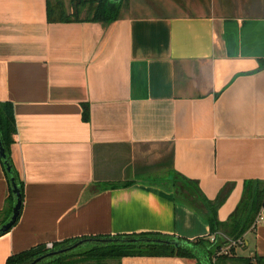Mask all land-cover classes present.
I'll use <instances>...</instances> for the list:
<instances>
[{
  "label": "crops",
  "instance_id": "1",
  "mask_svg": "<svg viewBox=\"0 0 264 264\" xmlns=\"http://www.w3.org/2000/svg\"><path fill=\"white\" fill-rule=\"evenodd\" d=\"M231 1L251 4L235 14H125L105 26L50 24L48 0H0V102L14 105L12 158L24 183L0 264L87 237L212 240L204 215L177 200L175 175L211 201L227 193L221 223L247 181L264 182V0ZM9 195L0 159V213ZM244 241L245 254L212 264H264V209Z\"/></svg>",
  "mask_w": 264,
  "mask_h": 264
},
{
  "label": "trees",
  "instance_id": "2",
  "mask_svg": "<svg viewBox=\"0 0 264 264\" xmlns=\"http://www.w3.org/2000/svg\"><path fill=\"white\" fill-rule=\"evenodd\" d=\"M70 3L71 8L68 9L61 0L54 2L48 0V22L50 24L90 22L106 26L121 18L123 0L120 3H114L113 0H70ZM83 14L84 17H82ZM83 119L85 121L90 120L88 105L84 106ZM16 136L17 123L14 105L10 102H0V141L5 150L8 165L12 168V172L9 173L4 159L0 156L10 189L8 206L4 212L0 213V228L10 220L16 203L11 175L15 177L20 189L22 202L24 200V183L14 167L12 158ZM131 184L133 183L124 186H130ZM173 185L177 200L186 202L204 215L210 226V235L214 238V241L210 238L185 241L159 233L87 237L54 243L52 248H48L47 245H37L27 251L10 256L6 264H30L44 255L54 251L67 250L80 242L83 245L89 243L92 245L84 251L79 250L83 246L80 245L76 249L48 258L39 264H108L107 262L111 260L121 262L126 257H179L195 260L198 264H204L202 256H207V254L209 263L212 264L213 258L229 256L228 254H222L224 249H228L231 255L234 256L236 248L229 246L230 241L236 243L242 238L244 239V236L254 227L261 211L264 209L263 181H247L245 183L242 201L226 223L219 221L218 210L227 198V193L225 195V192H222L216 201H211L202 193L198 182L177 174L173 179ZM2 214H4L3 217ZM5 234L0 233V236ZM132 240H135L136 243H129ZM175 241L193 245V248L172 244Z\"/></svg>",
  "mask_w": 264,
  "mask_h": 264
},
{
  "label": "rangeland",
  "instance_id": "3",
  "mask_svg": "<svg viewBox=\"0 0 264 264\" xmlns=\"http://www.w3.org/2000/svg\"><path fill=\"white\" fill-rule=\"evenodd\" d=\"M56 0H52L54 2ZM64 2L68 9L71 8L70 0H61ZM251 3L236 2L231 0H123L122 9L125 14L130 15H195V14H210L213 10L217 9V13L235 14L240 13L245 7H249ZM253 9V8H252ZM249 12V11H247ZM85 14V13H84ZM82 15L84 17L85 15ZM241 243V244H240ZM91 243L84 244L79 250L84 251L91 247ZM245 245L242 238L238 242L230 241L231 247H235L238 255L245 254L244 250L240 247ZM231 255L228 249H224L222 254Z\"/></svg>",
  "mask_w": 264,
  "mask_h": 264
},
{
  "label": "water",
  "instance_id": "4",
  "mask_svg": "<svg viewBox=\"0 0 264 264\" xmlns=\"http://www.w3.org/2000/svg\"><path fill=\"white\" fill-rule=\"evenodd\" d=\"M121 1L122 0H113L114 3H120ZM0 156L4 159V162L7 165V171L9 173H11L12 172V168H11L10 165H8L7 156L5 154V150H4L3 146H2L1 141H0ZM11 181H12L13 192H14V195H15V198H16V203H15V205L13 207L12 215H11L10 220L0 228V233L9 232L17 224L18 219H19V217L21 215V210H22V205H23L22 195H21L20 189H19V187H18V185L16 183L15 177L13 175H11ZM129 243L135 244L136 241L132 240V241H129ZM148 243H151V242H148ZM157 243H160V242H157ZM172 244H175L177 246L185 245L187 247L193 248V245H189V244H186V243H183V242H180V241L172 242ZM80 245H82V242H80L78 244H75L74 246H72L71 248H69L67 250H60V251L51 252V253H49L47 255H44V256L36 259L35 261H33L30 264H39V263H41L42 261H44V260H46L48 258H51V257H54V256H58L60 254H64V253H66V252H68L69 250H72V249H76ZM202 257L205 258L203 260L205 262L204 264H211V263H209V260H207V256L203 255Z\"/></svg>",
  "mask_w": 264,
  "mask_h": 264
},
{
  "label": "built area",
  "instance_id": "5",
  "mask_svg": "<svg viewBox=\"0 0 264 264\" xmlns=\"http://www.w3.org/2000/svg\"><path fill=\"white\" fill-rule=\"evenodd\" d=\"M212 241H214V238L212 239ZM241 244V243H240ZM53 244H49L48 248H52ZM227 254V253H226Z\"/></svg>",
  "mask_w": 264,
  "mask_h": 264
}]
</instances>
